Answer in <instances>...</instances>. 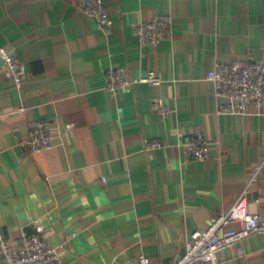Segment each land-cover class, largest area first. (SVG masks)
<instances>
[{"label":"crops","instance_id":"crops-1","mask_svg":"<svg viewBox=\"0 0 264 264\" xmlns=\"http://www.w3.org/2000/svg\"><path fill=\"white\" fill-rule=\"evenodd\" d=\"M105 3L108 28L75 0H0V45L28 70L18 88L0 61V237L39 224L62 264H139L142 255L175 264L191 235L247 188L250 212L264 220V166L250 185L264 162V108L219 113L207 78L219 63L264 62V0ZM159 13L173 16V35L143 45L133 26ZM122 66L163 83L111 91L108 73ZM158 100L169 116L153 110ZM39 119L50 123L53 150L30 145ZM196 128L209 160L180 146ZM154 140L163 147L147 149ZM218 264H264V234L223 251Z\"/></svg>","mask_w":264,"mask_h":264},{"label":"built area","instance_id":"built-area-1","mask_svg":"<svg viewBox=\"0 0 264 264\" xmlns=\"http://www.w3.org/2000/svg\"><path fill=\"white\" fill-rule=\"evenodd\" d=\"M75 4L101 26H113L105 0H75ZM172 31L173 16L160 13L149 22L133 26V32L140 42L153 47L171 38ZM0 61L6 77L18 88H23L28 77L23 60L9 47L0 45ZM207 78L215 86L219 113L250 114L254 108H264V62L236 59L231 63H219L208 72ZM139 83L160 86L163 80L152 71L145 76L135 77L124 66L113 68L108 73L107 88L114 92L130 89ZM223 100L226 102L223 103ZM152 108L164 117L171 113L170 106L159 100L153 102ZM26 110L27 107L22 105L17 113L24 114ZM30 145L34 152L56 148V140L51 134L48 120L39 119L32 123ZM163 145V142L154 140L146 148L157 149ZM180 146L192 160L206 161L211 158L210 143L200 128L183 134ZM263 166L264 162L258 166L250 185L257 180ZM248 194L249 188L240 195L229 211L218 217L208 228L195 231L186 246V252L175 264H218L219 255L223 251L239 245L248 236L264 234V220L250 212ZM235 225L240 228H235ZM44 235V226L36 224L30 231L23 230L18 239L0 237V264H62L57 250ZM139 264H151L149 257L142 255Z\"/></svg>","mask_w":264,"mask_h":264}]
</instances>
